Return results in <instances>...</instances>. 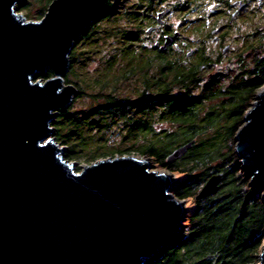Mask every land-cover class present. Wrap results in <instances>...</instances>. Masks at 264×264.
<instances>
[{"label": "water", "instance_id": "water-1", "mask_svg": "<svg viewBox=\"0 0 264 264\" xmlns=\"http://www.w3.org/2000/svg\"><path fill=\"white\" fill-rule=\"evenodd\" d=\"M105 1L53 0L40 22H31L15 12L22 0H0V264H147L182 235L186 202L172 194L170 171L152 172L151 158L115 157L76 173L52 137V122L78 94L63 85L69 54ZM179 36L153 47L165 52ZM48 71L52 79L33 81ZM233 141L264 205V87ZM193 144L173 149L166 164ZM222 180V173L211 175L195 200L216 195Z\"/></svg>", "mask_w": 264, "mask_h": 264}, {"label": "trees", "instance_id": "trees-1", "mask_svg": "<svg viewBox=\"0 0 264 264\" xmlns=\"http://www.w3.org/2000/svg\"><path fill=\"white\" fill-rule=\"evenodd\" d=\"M26 1L16 10L25 12L27 20L32 6L42 5L36 11L42 17L53 0ZM116 6L113 0L104 4L103 14L87 25L69 54L63 80L78 90L72 103L86 97L91 105L83 112L72 105L52 122L53 139L67 148L62 158L92 164L133 151L182 177L172 193L192 200L194 212L186 215V231L178 242L148 264H258L264 205L241 172L233 140L264 87V73L204 76L199 63L149 47L143 25L130 23L137 14L127 13L130 22L122 25ZM106 21L113 22L110 28L104 27ZM97 57L105 59L104 68L89 73L88 62ZM53 77L48 71L42 78ZM111 138H116L114 145ZM191 141L181 160L166 164L173 149ZM219 173L218 193L196 201L205 181Z\"/></svg>", "mask_w": 264, "mask_h": 264}, {"label": "rangeland", "instance_id": "rangeland-1", "mask_svg": "<svg viewBox=\"0 0 264 264\" xmlns=\"http://www.w3.org/2000/svg\"><path fill=\"white\" fill-rule=\"evenodd\" d=\"M23 1L24 0H22V2ZM30 1H33V0H29V2ZM107 1L108 0H106L105 3ZM146 1L147 0H113V3L115 5L117 3L116 12L118 11V13L121 14V16H123L124 21L122 22V25H126L128 22H130V19L129 18L127 19V17H126L127 13H130V15L132 14L134 16L137 14L136 15L137 16L136 21L135 22L132 21L130 23H133L134 25L135 24L140 25V23L143 25L145 23L143 25V28H142V37L145 39V43L149 47L154 46V43L157 41L159 33H154L151 36L146 35V30L152 24L149 25L147 19H145L147 21H140L139 19L141 17L143 18V17H146L148 15H149V18H150V16H153V15L155 16V12L157 11L158 8L161 7V5L166 6V7H172L174 9L173 12H171V14L166 19V23H165L166 30L181 32L183 40L189 42L191 44V47H197V46L202 45L201 41H202V38H205L204 34H205L206 30L198 22L196 23L198 13L196 12V10H194V8H191L192 4L188 5L187 10L180 11V8L182 7V5H185L187 2H192L193 0H163L162 2H160L161 0H157L158 1L157 4L155 3L156 6H153V9H155V10H151V11L146 9V7L144 8L141 6L142 3H144V5H146L147 4ZM41 8H42V5L39 2L36 3V5L32 6L30 14H32L33 16L31 15L30 18H27V21L40 22V20L44 17L45 14L42 17H38V15H36V11L41 10ZM15 12L19 15H22L23 17L26 16L25 12H19L16 9H15ZM130 15H128V16H130ZM213 20H215V19H213ZM217 22H218L219 26H222L223 24H227L228 20L225 18L224 19L218 18ZM112 23H109L108 21H106V22H104V27L107 26V28H110L112 26ZM153 25H155V24H153ZM259 26H260V21L254 20V19L250 20V22H248V23H245L242 20H239L232 27L230 26L228 29V32H227L228 38L226 39V43L230 47V52L228 53V55L226 57H224V59L222 60V63L219 65V67L215 71L210 70L206 73H203L204 76H208L209 73H213L216 75V74H221V73L227 74V73L242 72L237 67V61H236L237 57H241L243 59V61L247 63L250 60V58H252L254 56V54L256 53L255 52V46H257V44L252 42V40L249 38V36L244 37L243 35H248L247 34L248 31L254 30L256 27H259ZM203 45H205V47H207L208 53H210V54H212V53L214 54L217 50V45L210 38L206 39ZM168 54H175V53L169 52ZM102 56L104 57L106 55L103 53ZM104 61H105V59L103 61H101L100 58H98V57L93 59V60H90L88 62V65H87V70L89 71V73H93V74L96 71H101L100 69L104 68V65H103ZM184 61H185V59H184ZM249 65H250V63H249ZM42 77H38V79L36 81H40L41 83H44V82L50 80V79L45 80ZM63 85L64 86H70V85H66L65 83ZM126 87H130V84H124L123 88H126ZM253 103H254V99L251 102V104H253ZM72 105L74 107L73 108L74 111L83 112L91 105V101L89 100V98L84 97V98L74 102V104L71 103L70 106H72ZM52 136H53V133H52ZM115 139L116 138L110 139L112 145L115 144ZM63 147H64V153H65L67 148L65 146H63ZM64 153L62 154V157H63ZM122 157H132V158L140 159V157H146V156H141L137 152L132 151L130 153H125ZM147 158H150V157H147ZM102 160H105V159H101L98 161H102ZM69 163H71V165L73 166L74 171L76 173L81 172V170L84 167H86L87 165H90V164L84 162L83 160L71 161ZM151 163H152L151 164L152 172L163 173V172L168 171L166 169L161 168L152 159H151ZM174 177H175V183H174L173 189L176 188V186L182 180V177H180V176L174 175ZM261 197H262V194H261ZM185 202H186L187 216L189 217L194 212V209H195L194 203L192 202V200H186ZM185 231H186V229L184 227L183 231H182V235L174 238L171 242H169L166 245V247H164L161 250V252H164L165 250H167V249L171 248L173 245H175V243H177L178 240L184 235ZM263 246H264V243H263ZM152 260L148 261V263L151 262Z\"/></svg>", "mask_w": 264, "mask_h": 264}, {"label": "flooded vegetation", "instance_id": "flooded-vegetation-1", "mask_svg": "<svg viewBox=\"0 0 264 264\" xmlns=\"http://www.w3.org/2000/svg\"><path fill=\"white\" fill-rule=\"evenodd\" d=\"M147 1L146 5L142 3L141 6L144 8L146 7L149 11L155 10L153 9V6H156L155 3L157 4L158 1ZM162 1L163 0L160 2ZM190 4H192L191 8H194V10L198 13L196 23L198 22L206 30L204 34L205 38H202L201 41L202 45L191 47V44L183 40L182 33L179 32V38L176 39L165 52L161 53H178L183 57V59H185L186 62L199 63L202 66V73H206L210 70L215 71L222 63L224 57H226L230 52V47L226 43L229 27H232L239 20L248 23L250 20L254 19L260 21V26L256 27L254 30L248 31V35L243 36H249L252 42L257 44V46H255L256 53L252 58H250V62L248 61L247 63L244 62L241 57H237V67L243 72L254 74L264 73V0H193L192 2H187L185 5H182L180 11L187 10L188 5ZM173 10L174 9L172 7L161 5V7L155 12V16L153 15L149 18L148 15L139 19L140 21L148 20V24H152L148 27V29L152 28L153 31L151 34H148V36H151L154 33H159L155 43H158L160 46L163 44L165 36L172 35L176 32L166 30L165 27L166 19L171 12H173ZM162 12L164 13V16L162 17V23L159 24L157 21V15ZM218 18H225L228 20V23L219 26L217 22ZM209 38L217 45V50L214 54L208 53L207 47L203 45L205 40ZM226 47H228V52L223 54L222 51ZM155 51L160 52L159 49H155ZM188 53H191V55L187 56ZM212 75L214 74H208V76Z\"/></svg>", "mask_w": 264, "mask_h": 264}, {"label": "bare ground", "instance_id": "bare-ground-1", "mask_svg": "<svg viewBox=\"0 0 264 264\" xmlns=\"http://www.w3.org/2000/svg\"><path fill=\"white\" fill-rule=\"evenodd\" d=\"M84 30H85V29H84ZM83 32H84V31H83ZM82 34H83V33H82ZM82 34H81V36H82ZM80 38H81V37H80ZM79 41H80V40H79ZM79 41H78V42H79ZM75 97H76V96H75ZM75 97H74V98H75Z\"/></svg>", "mask_w": 264, "mask_h": 264}]
</instances>
